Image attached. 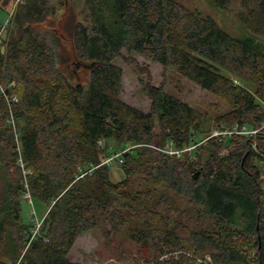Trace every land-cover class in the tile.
<instances>
[{"label": "trees", "instance_id": "16d2710c", "mask_svg": "<svg viewBox=\"0 0 264 264\" xmlns=\"http://www.w3.org/2000/svg\"><path fill=\"white\" fill-rule=\"evenodd\" d=\"M80 1L83 17L71 0L59 35L35 25L57 13L55 1L21 0L0 41V264H83L69 254L90 230L122 264H264V129L203 141L202 112L154 84L135 56L225 99L231 109L217 126L257 128L264 0H242L252 34L245 39L176 0ZM216 1L225 8L231 0ZM9 2L0 0V11ZM118 59L147 76L148 111L123 99ZM71 61L86 67L87 82L63 67ZM167 146L195 147L178 156ZM116 152L144 187L111 179V166L100 164ZM26 184L48 205L38 230L22 220Z\"/></svg>", "mask_w": 264, "mask_h": 264}, {"label": "rangeland", "instance_id": "374dc122", "mask_svg": "<svg viewBox=\"0 0 264 264\" xmlns=\"http://www.w3.org/2000/svg\"><path fill=\"white\" fill-rule=\"evenodd\" d=\"M20 1L21 0H10L6 10L0 11L1 21L3 22V25L0 29V41L1 38L7 37L8 27L11 24L9 20H11V18L16 14ZM52 1H55L59 6L57 9V13L54 16H48L44 22L35 25L39 29L49 31L54 30L57 31L59 35H62L64 33L62 26L67 14L70 12L69 7L71 6V0ZM176 1L180 2L190 9L199 10L205 15L213 16L214 19L219 23V25L234 37L245 39L252 36L250 31L246 28L244 21V17L248 12V6H246L242 2V0H231L225 8L219 7L216 0ZM74 8L78 14V17L82 18L83 2L77 0L76 6ZM256 38L260 39L259 37ZM63 44L67 53L69 55H72L73 51L71 40L68 37H64ZM135 56L143 66H146L150 69V72L152 74V82L154 84H163L167 92L180 97L202 112V114L204 115L202 128L205 131L204 133H202L203 137L210 133L209 136L204 138L203 141L207 140L209 137H212L213 134L218 131L219 127H224V129L226 130L232 128V126L226 123L217 126L218 119L225 113L229 112L231 109L230 104L225 99H222L221 97H218L206 91L193 81L183 77L177 72L164 69V67L158 62H155L139 53H135ZM73 57L74 56L72 55V58ZM117 64L120 65L124 70L123 99L142 110L148 111L150 108V99L144 93L143 82L141 81V78H143V80L145 81L147 79V76L139 75L134 66L128 65L122 59H118ZM63 67L68 71L75 72L73 79L74 81H88V70L86 69V67H84V65H77L71 61L69 64L63 65ZM222 72L229 76L232 75L224 68H222ZM246 86H248L250 89H254L251 85ZM12 126L13 129L20 128L19 122L17 123V121L15 125L16 127L13 124ZM168 149L175 148L171 146L162 148L163 151ZM259 165L261 167H264V156L263 159L259 161ZM110 176L111 179L116 182L128 178L131 181L128 185L130 189H138L144 187V182L140 177L129 176L118 163H114L113 165H111ZM34 204L36 209L35 214L33 213V207L30 202L25 200L23 197L22 220L27 224H31L34 222V224H36L37 219L42 222V219L47 212L48 205L46 203L38 199H34ZM69 256L73 261L83 264L123 263L120 257L122 256L121 253L116 252L114 245L109 244L107 241H105L101 233L97 230H90L79 236L73 248L71 249Z\"/></svg>", "mask_w": 264, "mask_h": 264}, {"label": "built area", "instance_id": "2783aa9c", "mask_svg": "<svg viewBox=\"0 0 264 264\" xmlns=\"http://www.w3.org/2000/svg\"><path fill=\"white\" fill-rule=\"evenodd\" d=\"M13 99H17V97L14 96ZM263 128H264V120L260 124V127L258 126V128H248L246 126H240L239 124H234V125H232L231 129H227L226 130L224 128L223 129L218 128V131L215 132L213 134V136H217L218 137V136L232 135V134H249V135L255 136ZM99 143H100L101 146H103L105 142L104 141H100ZM18 145H19V142H18ZM194 147L186 148L185 150H183V149L182 150L168 149V150H165V152H167V153H169L171 155H178L179 156L184 151L192 150V148H194ZM127 150H128V148H127ZM122 155H123V152L112 153L111 155L107 156L105 158V160L100 165L107 164V165L111 166L114 163H116L117 161L122 162L123 161ZM21 164L23 166L22 161H21ZM23 197H24L25 200L30 202V204L33 207V213L35 214L36 213V209H35V206H34V200H33V196L31 194V191L29 189L28 184H26V191L24 192ZM41 223L42 222H40L38 219L36 220L37 230L41 226Z\"/></svg>", "mask_w": 264, "mask_h": 264}, {"label": "crops", "instance_id": "0c3cea01", "mask_svg": "<svg viewBox=\"0 0 264 264\" xmlns=\"http://www.w3.org/2000/svg\"><path fill=\"white\" fill-rule=\"evenodd\" d=\"M45 216V215H44ZM44 218V217H43Z\"/></svg>", "mask_w": 264, "mask_h": 264}]
</instances>
